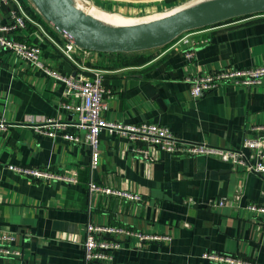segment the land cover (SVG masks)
I'll return each instance as SVG.
<instances>
[{
    "label": "crops",
    "instance_id": "obj_1",
    "mask_svg": "<svg viewBox=\"0 0 264 264\" xmlns=\"http://www.w3.org/2000/svg\"><path fill=\"white\" fill-rule=\"evenodd\" d=\"M186 1L90 0L101 13L136 18L166 13ZM7 13L0 7V24ZM44 28L57 43L66 42L49 26ZM29 42L35 41L31 37ZM40 45L43 61L55 72H82L48 40ZM187 52L193 54L191 61ZM75 58L103 71L108 121L157 124L184 142L231 150L241 148L245 137L258 135L252 127L264 125V78L252 87L222 85L198 99L189 96L186 83L189 76L224 68L264 66V15L186 33L149 51ZM65 101L61 82L0 50V117L10 124L0 133V238H14L0 245L22 254L19 260L0 257V264H84L81 243L87 224L171 238L144 243L123 239L113 264H221L203 258L206 253L264 264L263 220L245 209L264 206V175L234 170L209 156L158 152L148 161L132 151L135 144L104 132L99 135V164L91 170L85 131L74 127L75 115L61 109ZM42 118L67 124L63 133L79 142L38 134L32 126ZM9 164L74 172L76 183L30 180L8 171ZM90 182L130 191L142 201L91 193ZM221 198L228 204L219 207Z\"/></svg>",
    "mask_w": 264,
    "mask_h": 264
},
{
    "label": "built area",
    "instance_id": "obj_2",
    "mask_svg": "<svg viewBox=\"0 0 264 264\" xmlns=\"http://www.w3.org/2000/svg\"><path fill=\"white\" fill-rule=\"evenodd\" d=\"M83 6H93L90 0H76ZM0 7L7 9V21L0 24V50L11 52L21 62L29 64L43 75L59 81L64 86V97L68 99L61 103V109L76 116L74 127L85 131L84 142L90 149V169L95 170L99 164V135L104 132L107 135H118L130 143L135 144L133 152L143 159L152 161L156 153H165L178 157L209 156L228 164L234 170H242L255 175H264V125L251 128L257 133L254 137H245L241 148L237 150L210 147L206 144L184 142L176 137L166 127L142 122L136 125H123L105 119L104 114L108 110L105 96L109 93L103 86V71L87 68L77 61L79 54L87 59L91 54H103L94 51L80 49L66 41L59 44L47 33L36 10L30 0H0ZM264 15V14H263ZM186 34V33H185ZM183 35V34H182ZM181 35V36H182ZM31 37L35 42H29ZM180 37V36H179ZM48 40L55 48L71 61L82 72L73 76H63L50 67L42 59L41 43ZM193 54L187 52L185 58L191 61ZM83 72H89L90 76H84ZM264 78V66L253 68H224L203 75H192L186 78L189 96L198 99L213 92L222 85H230L236 88L252 87L260 85ZM39 124L32 128L38 134L48 138L59 136L67 142L78 143L79 138L63 133L67 124L52 118H42ZM10 124L0 117V133L8 130ZM142 145V147H139ZM6 169L18 176L46 183L64 182L76 183V174H56L45 168H34L9 164ZM89 192L117 197L125 202H141L138 194L130 191L103 188L92 182L89 183ZM239 198L235 194L234 200ZM227 198L219 199L217 205L223 207L228 204ZM248 213H252L263 220L264 206L248 205ZM123 239H135L144 242H169V236L144 234L129 227H115L105 225L87 224L84 239L81 243L83 249L84 264H113V254L120 248ZM12 236L2 235L0 241L5 244L12 243ZM0 257L19 260L20 252L10 249L4 244L0 245ZM208 261L221 264H252L235 260L227 255L209 254L203 255ZM3 264H19L6 262Z\"/></svg>",
    "mask_w": 264,
    "mask_h": 264
},
{
    "label": "water",
    "instance_id": "obj_3",
    "mask_svg": "<svg viewBox=\"0 0 264 264\" xmlns=\"http://www.w3.org/2000/svg\"><path fill=\"white\" fill-rule=\"evenodd\" d=\"M30 1L60 37L80 49L99 53H134L162 48L184 33L264 13V0H196L162 18L110 26L79 10L76 0Z\"/></svg>",
    "mask_w": 264,
    "mask_h": 264
},
{
    "label": "bare ground",
    "instance_id": "obj_4",
    "mask_svg": "<svg viewBox=\"0 0 264 264\" xmlns=\"http://www.w3.org/2000/svg\"><path fill=\"white\" fill-rule=\"evenodd\" d=\"M194 1H196V0H193L191 2H194ZM191 2H188L185 5L190 4ZM75 5L79 10L86 12L87 14H89L91 17L98 20L99 22L106 24V25H110V26H126V25H134V24L152 21V20H155L158 18H162L168 14L174 13L181 8V7H178L175 9H171L170 11H168L166 13H160V12H157L159 14L153 13L154 15H150V16H146V17L136 18V17L123 16L124 17L123 18V17H117V16L107 15L105 13H101L100 11H102V10H100L94 6H83L81 4H78L77 2Z\"/></svg>",
    "mask_w": 264,
    "mask_h": 264
},
{
    "label": "trees",
    "instance_id": "obj_5",
    "mask_svg": "<svg viewBox=\"0 0 264 264\" xmlns=\"http://www.w3.org/2000/svg\"><path fill=\"white\" fill-rule=\"evenodd\" d=\"M264 14V13H263ZM263 14H254V15H250V16H255V15H263ZM250 16H245V17H240V18H236V19H232V20H229V21H226V22H223V23H227V22H230V21H233V20H238V19H242V18H246V17H250ZM43 25L44 26H47L46 23L43 21L42 18H40ZM223 23H219V24H216V25H220V24H223ZM216 25H213V26H216ZM213 26H209V27H213ZM209 27H205V28H202V29H206V28H209ZM197 30H201V29H197ZM197 30H193V31H190V32H194V31H197ZM190 32H187V33H190ZM185 34V33H184ZM167 46V45H166ZM165 47V46H164Z\"/></svg>",
    "mask_w": 264,
    "mask_h": 264
},
{
    "label": "rangeland",
    "instance_id": "obj_6",
    "mask_svg": "<svg viewBox=\"0 0 264 264\" xmlns=\"http://www.w3.org/2000/svg\"><path fill=\"white\" fill-rule=\"evenodd\" d=\"M191 1H193V0H188V1L184 2V3H182V4L176 5V6L172 7V8L167 9V10L175 9V8H178V7H183L186 3L191 2ZM167 10H166V11H167ZM43 21H44V20H43ZM44 22H45V21H44ZM45 23H46V22H45ZM46 25L49 26L47 23H46ZM49 27H50V26H49ZM50 28H51V27H50Z\"/></svg>",
    "mask_w": 264,
    "mask_h": 264
}]
</instances>
